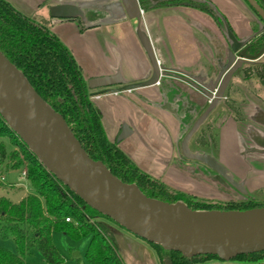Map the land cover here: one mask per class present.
Returning a JSON list of instances; mask_svg holds the SVG:
<instances>
[{"label":"crops","instance_id":"1","mask_svg":"<svg viewBox=\"0 0 264 264\" xmlns=\"http://www.w3.org/2000/svg\"><path fill=\"white\" fill-rule=\"evenodd\" d=\"M6 1L26 16L47 22L44 14L47 11L46 4L53 0ZM117 1L102 0L92 4L87 0L85 4L91 7L95 17H87L82 30L75 24L80 17H57L55 14L59 11L55 7L51 13L55 23L51 30L72 52L82 68L85 80L89 82L95 78L118 76L123 83L112 88L138 84L152 75L150 61L137 35V21L123 16L118 7L110 12L102 9L104 5H115ZM158 1L153 0L154 4ZM199 2L204 6H163L143 11L141 28L147 31L160 66L168 72L160 84L131 92L93 97L103 113L104 128L110 141L118 143L121 150L144 172L168 184L185 175L176 168L182 164L178 144L196 117L203 113L208 102L206 96L193 88L186 78L193 79L202 87L213 85L227 63L231 50L227 28L239 42L248 41L255 31L263 29V24L243 0ZM63 5L72 3L64 2ZM210 10L219 18L220 24L209 13ZM112 13L118 18L117 24L113 21L116 19L108 17ZM240 69L233 76L226 96L233 100L232 105L241 108L245 116L256 109L262 117L264 83L253 79L263 90L258 91L256 87L250 90V80H244ZM101 90L91 91L93 94ZM224 105V101L218 104L209 120L219 116ZM229 111L232 113V109ZM224 115L218 121V126H222L221 144L223 140L227 141L228 132L235 126L230 121H225L223 125V117L230 116ZM125 129L128 136L118 142ZM219 158H225V155L221 153ZM149 249L156 263L155 254ZM121 257L126 264L124 255Z\"/></svg>","mask_w":264,"mask_h":264},{"label":"water","instance_id":"2","mask_svg":"<svg viewBox=\"0 0 264 264\" xmlns=\"http://www.w3.org/2000/svg\"><path fill=\"white\" fill-rule=\"evenodd\" d=\"M264 22V10L255 0H245ZM121 10L122 15L137 21V35L152 67L151 77L138 84H122L118 76L95 78L88 82L92 94H118L160 84L168 72L159 64L154 46L141 28L143 10L138 0H120L102 9ZM57 9V8H56ZM55 16L66 19L83 17L73 5L58 7ZM231 50L212 86H196L211 103L196 120L182 143L183 155L199 161L215 171L242 193L246 191L228 175V169L207 154H192L190 138L224 98L235 73L244 64L255 62L264 55H249L227 28ZM243 48V49H242ZM216 91V94L213 93ZM0 117L19 137L39 162L59 182L79 197L87 206L110 218L134 236L177 252L187 258L216 256L230 262L241 255L264 252V207L246 211H197L183 202L174 204L146 196L136 184L117 178L101 161L93 160L76 138L65 118L56 112L33 88L25 75L0 51ZM262 121V122H261ZM258 121L264 125V120ZM128 136L125 129L118 142Z\"/></svg>","mask_w":264,"mask_h":264},{"label":"trees","instance_id":"3","mask_svg":"<svg viewBox=\"0 0 264 264\" xmlns=\"http://www.w3.org/2000/svg\"><path fill=\"white\" fill-rule=\"evenodd\" d=\"M255 1L264 10V0ZM146 3H141L143 11L183 5V0ZM250 9L264 24L258 14L251 7ZM209 13L216 17L213 10ZM246 48L249 55L259 54L264 49V31L248 41ZM0 51L25 75L36 92L65 118L93 160L104 163L121 181L136 184L146 196L171 204L183 202L197 211H246L264 207L253 200L216 204L195 202L188 194L172 190L162 181L141 171L121 150L119 144L108 138L103 113L94 102L88 81L72 52L47 26L26 16L6 0H0ZM241 71L246 73L244 80L262 78L263 81L260 82L264 83V63H247ZM1 121L6 126V132L18 140L23 156L26 157L27 181L31 192L16 198L14 195L18 191H14L12 185H5L0 181V235L3 239L11 238L17 250V253H13L0 248V264H27V258L34 251L42 256L44 264H62L63 259L53 242L54 232H62L76 241L95 234L86 251L88 263L125 264L108 238L105 242L99 234L86 229L83 212L120 226L87 206L59 182L3 119ZM203 130L205 129L201 132ZM2 132L5 133V130ZM4 158L6 150L0 144V161ZM23 165L24 162L19 161L13 169L21 170ZM74 202L84 209L78 208ZM144 243L153 250L158 264H264V252L241 255L230 262H224L210 255L187 258L180 253L164 250L159 245L146 241Z\"/></svg>","mask_w":264,"mask_h":264},{"label":"rangeland","instance_id":"4","mask_svg":"<svg viewBox=\"0 0 264 264\" xmlns=\"http://www.w3.org/2000/svg\"><path fill=\"white\" fill-rule=\"evenodd\" d=\"M86 1L87 0L64 1L68 3H72L73 6L80 7V11L83 14V17L79 16L80 19L79 20L76 19L75 21V24L79 30L83 29V25L86 22L87 17H90V18L95 17L94 12L91 11L92 10L91 7L85 4ZM88 1H90L92 4H95V3H100L102 0H88ZM64 2L63 0H53V1L47 2L46 4L47 11H45L44 13L45 19L47 22L41 21L37 17H33V16H32V19H34L35 21L41 24L46 25L51 30L53 24H55L53 18L51 17L52 15L51 13L54 9L53 7L55 8L61 7L63 6ZM196 2L198 3L199 6L200 5L204 6V4H201L198 0ZM108 17H110L111 19H116L113 21L115 22V24H117L116 21H118V18H116L115 13H112ZM261 62H264V59ZM242 74H243L242 77L245 78L246 73L243 71ZM253 79H250L248 88H250L251 90V88L254 89L256 87V88H259L258 91L263 90L261 85L259 87V85L255 83L256 81L255 82L252 81ZM257 81H263V79L258 78ZM234 89H235V86H233V92H234ZM225 102L226 101H224L225 105L223 107L221 114L222 115L228 114L230 116H228V118L223 117L221 122L223 123V125H225V121L226 122L230 121L232 123L237 122L239 120L238 114L240 113L242 114L241 108H239L237 105H232L231 103H228V102L225 103ZM229 108L232 109V113L229 111L230 110ZM235 117L236 118L238 117V118L236 119ZM1 120L2 119L0 118V130L4 129L5 133H3L2 130L0 131V134H1L0 144H2L5 147L6 158L0 161V181L5 185H9V184L12 185L14 188V191H18L17 193H15L14 196L16 198H21L26 194H30L31 192L30 191L31 188L28 184V181L26 182V185H28L29 187L23 186L22 184H24L25 181L21 179V171L26 170L27 172V168H26L27 163L25 161L26 157L23 156V152L20 149L18 140L13 135H10L6 132V129H5L6 126ZM216 125H217L216 127H218V129L216 130V134H218V131H220V128L222 126H218V123ZM203 128L206 130H203L201 134L205 135L207 129L209 130V128L208 127H203ZM238 128L242 129L240 125L239 126L236 125V129ZM209 131H210V135L213 136L212 129H210ZM214 139L213 138L211 139V141L213 142L210 141V144L208 147L212 149L211 152L214 155H216L218 158L221 155V153L225 155L229 151L227 149L228 140L222 141L223 149L220 150V146L216 144L217 141L214 142ZM233 153H235V151H233ZM237 155H238V150L234 154V158ZM14 156L15 158H13ZM240 156L242 157V155H239L237 156V158H240ZM128 157L138 166V164L130 156ZM224 159H222L223 162L227 163L228 168L232 170L233 172H235L239 178L241 179L245 177L247 178L248 197L251 200H253L255 203H257L258 205H264V160H261L260 157L258 158L249 157L247 161L249 167L248 166L244 167L239 162L233 163V162H230ZM19 161L24 162V165L21 168V170L13 169V166L16 165ZM196 162L197 161L192 160V162L184 161V163L178 164L176 168L185 175L179 176V179L176 182L175 181L169 182V184L171 185H169L167 182L165 183L159 178H155V179L162 181L163 183L168 185L172 190L180 191L185 194H188L189 196L193 198L195 202H206L208 204H216L220 202H227L230 200H237V201L241 200L240 199L241 197L239 196V194L233 193V195H231V192L226 191L220 184L218 185V183L212 182V180L207 179V177L203 174L202 170L198 168H195V171L191 170L192 166L195 165ZM244 162H245V159H244ZM140 170L143 171L141 168ZM240 195L245 196V193H241ZM74 203L81 210L84 209V207L78 205L77 202H74ZM83 213L85 216V224L87 227L86 229L88 231L90 230L91 233H93L94 231L95 233L99 234L102 237V239L105 240V242H106V239L108 238V240H110L114 244L120 257L121 255L122 256L124 255L126 264H158L156 255H154L156 258V263H155L153 259V255L147 243H144V241H142L141 239L121 229L120 227L116 226L115 224L111 223L108 220L101 219L98 216L92 217L89 213H86V212H83ZM93 235L95 234H90L89 236H86L76 241L62 232H54L52 236L53 242L56 245L59 251V254L61 255L63 259L62 264H89L85 256H86V251L88 249V246L93 238ZM0 248H5L9 250L10 252L17 253L16 245L14 241L11 238L3 239L1 235H0ZM26 261H27V264H44L42 256L37 251H34L33 255L31 257H28Z\"/></svg>","mask_w":264,"mask_h":264},{"label":"flooded vegetation","instance_id":"5","mask_svg":"<svg viewBox=\"0 0 264 264\" xmlns=\"http://www.w3.org/2000/svg\"><path fill=\"white\" fill-rule=\"evenodd\" d=\"M196 1L197 0H183V5H188V6H191V7H194V8H199V5H198V3ZM243 1L246 3L245 0H243ZM119 2H120V0H118L115 3L117 4ZM138 2L140 4L141 9H142V6H141L142 4L141 3H145V4H147L146 2H149V4H150V2L154 3L153 0H138ZM257 19L259 20L258 17H257ZM218 21H219V19H218ZM260 23L263 24L261 21H260ZM219 24H220V21H219ZM263 31H264V24H263V29L261 31H259V30L255 31L248 41H250L252 38H255L256 36L261 34ZM245 48H246V45H245ZM263 57H264V55L260 59H258L257 61L251 62V63H264V62H260V60ZM186 80L188 82H190V84H191V86L193 88H195L196 90L200 91L199 89L196 88V86L202 87L201 85H199L197 82H194V80L191 79V78H186ZM215 81H214V83H215ZM228 88H229V85H228L227 89ZM227 89L225 91L224 98L219 102V104H221L222 101H226L228 103H231V101H232V103H234L233 100L229 99L230 98L229 96H226ZM215 94H216V91L213 93V95H215ZM210 103H211V100L208 99V102H207L206 107L204 108V111L208 108ZM253 108H254V105H253ZM215 110L209 115L207 120H209L210 116L215 112ZM204 111H203V113H204ZM238 115H239V118L238 117L237 118L239 120L237 122L233 121L235 123L234 124L235 126L227 134V140H228L227 141V145H228L227 149L229 151L225 154V159L230 161V162H233V163H235V162L238 163L239 162L242 166H244V167L248 166L249 167V165L247 163L249 157H253V158L260 157L261 160H264V125L261 124L260 122H258V121L264 120V116L261 117L256 109H255V111L252 114H248V116L247 115L245 116L243 113L242 114L240 113ZM200 116L196 117V119L193 121L192 125L185 131L186 133L184 134L183 138L181 139L180 143L178 144V149H179V152H180V155H181L180 158L182 160V163H184V161H191L192 162L191 159H188V158H186L183 155L182 143H183V140H184L185 136L187 135V133L190 131V129L193 126V124L196 122V120ZM222 116L223 115L220 113L219 116L212 117L208 122L206 120L203 123V125L200 126V128L197 130V132L192 135V137L189 140L188 147H189V150H190V152L192 154H207V155H210L213 158H215L221 165L226 167L228 169V175L231 176L232 179L237 184H242V183L244 184L242 188L246 191L245 196H241L240 194L242 192L239 189H237L235 186L230 184L228 181L220 179L218 174L215 171H213L211 168H209L208 166L204 165L203 163H201L199 161H197L196 164L192 166L191 170L195 171V168H198V169L202 170L203 174L207 177V179L212 180V182L218 183V185L220 184L226 191H230L231 195H233V193H237L241 197L240 198L241 200H238V201L237 200H230V201H227V202L248 201V200H251V199L248 197V190H247V187H248V185H247L248 182L247 181L248 180H247V178L246 177L242 178V179L239 178L235 172H233L232 170H230L228 168V164L223 162L222 159H224V158H222V159L219 158V157L217 158V156L214 155L211 152L212 149H210L208 147L209 144H210L211 139L215 138L214 142L217 141L216 144L220 146L221 150L223 149L222 144L219 142L220 141V131H218V134H216V130L218 129V127H216L217 126L216 124L218 123L219 119ZM213 118H215V119H213ZM206 122L208 123L207 125H206ZM205 125L209 128V130L212 129L213 136L210 135V131L208 129H207L205 135L201 134V130H202L203 126H205ZM236 125H238V126L240 125L242 127V129L241 128L236 129ZM211 142H213V141H211ZM237 150H238V155L237 156L242 155V157L240 156V158H237V156H236L234 158V154L237 152ZM233 151H235V153H233ZM244 159H245V162H244ZM193 161H195V160H193ZM197 163H199L200 165L197 164ZM191 170H189V171H191Z\"/></svg>","mask_w":264,"mask_h":264},{"label":"built area","instance_id":"6","mask_svg":"<svg viewBox=\"0 0 264 264\" xmlns=\"http://www.w3.org/2000/svg\"><path fill=\"white\" fill-rule=\"evenodd\" d=\"M21 179L23 180V181H25V183L24 184H22L23 186H27V187H29L28 185H26V182H27V172H26V170H23V171H21ZM26 187V188H27ZM25 188V187H24ZM31 191V190H30ZM67 222H70V219H67Z\"/></svg>","mask_w":264,"mask_h":264}]
</instances>
